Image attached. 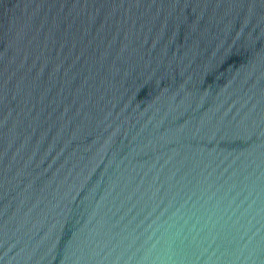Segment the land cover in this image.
<instances>
[{"label":"water","instance_id":"water-1","mask_svg":"<svg viewBox=\"0 0 264 264\" xmlns=\"http://www.w3.org/2000/svg\"><path fill=\"white\" fill-rule=\"evenodd\" d=\"M0 264H264V0H0Z\"/></svg>","mask_w":264,"mask_h":264}]
</instances>
